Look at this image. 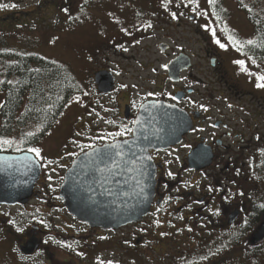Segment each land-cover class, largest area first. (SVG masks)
Returning a JSON list of instances; mask_svg holds the SVG:
<instances>
[{"label": "flooded vegetation", "instance_id": "af4514ba", "mask_svg": "<svg viewBox=\"0 0 264 264\" xmlns=\"http://www.w3.org/2000/svg\"><path fill=\"white\" fill-rule=\"evenodd\" d=\"M111 1L19 0L15 6L14 0H0L8 5L0 7V33L54 23L58 36L85 38V63L100 48H133L144 40L158 55L149 48L145 54L113 53L102 56L104 65L90 68L87 87L79 86L74 97L86 94L92 102L76 101L70 134L55 149L44 151L47 134L25 149L39 164V175L25 204L0 205V231L12 238L20 259L37 258L39 264H226V239L240 244L237 250L261 254L264 240H253L264 224V88L256 86L264 76V54L242 45L246 41L237 48L228 39L234 31L222 34L224 48L216 43L207 21L223 9L217 7L223 0H193L192 6L186 0H121V23L113 30L103 10ZM174 16L199 24L198 56L182 49L172 53L168 33ZM111 58L126 61L120 82ZM159 60L164 62L158 66ZM104 77L113 83L106 93ZM150 102L174 110L176 124L170 133L162 130L167 143L147 151L154 169L147 214L117 229L76 219L60 196L66 172L74 163L86 170L81 159L93 164L89 172L108 169L117 177L126 172L121 155H90L133 138L141 107ZM28 148H39V156ZM91 180L94 176L88 186ZM28 243L37 247L26 256L20 249ZM201 253H206L201 261L190 263Z\"/></svg>", "mask_w": 264, "mask_h": 264}, {"label": "water", "instance_id": "95a60500", "mask_svg": "<svg viewBox=\"0 0 264 264\" xmlns=\"http://www.w3.org/2000/svg\"><path fill=\"white\" fill-rule=\"evenodd\" d=\"M95 78L97 80L100 77L96 75ZM103 79L102 91L106 93L113 88V83L109 77ZM175 124L174 110L158 102L145 103L137 117L133 138L90 155V158L101 156L106 159L113 158L110 153L121 155L127 161L126 172H122L119 177L108 169L102 173L97 169L94 173L89 172L93 164L89 166L91 161L84 159L80 161L86 162V170L74 163L66 172L60 196L68 212L92 227L105 229H117L140 221L148 212L154 185V169L147 151L151 146H161L165 141L167 143L162 130L170 133ZM169 141H173L171 136ZM132 166H137V172L133 168L131 171ZM38 175L39 164L32 154L0 153V204H25L32 194ZM93 176L95 182L91 180L88 186ZM255 239L253 243L264 240V224ZM36 247L28 243L20 252L27 256Z\"/></svg>", "mask_w": 264, "mask_h": 264}, {"label": "rangeland", "instance_id": "374dc122", "mask_svg": "<svg viewBox=\"0 0 264 264\" xmlns=\"http://www.w3.org/2000/svg\"><path fill=\"white\" fill-rule=\"evenodd\" d=\"M18 1L19 0H14L15 6L17 5ZM186 5L192 6V3H190L189 0H186ZM122 6L123 5L121 3V0H112L110 3L103 5V10L106 16L108 15L109 17V21L106 23L107 28H111L113 30L114 28L120 26L121 22L118 19L120 13L118 10L121 9ZM217 7L223 8L219 9V12L228 13L221 14L219 12H215L212 15V20L209 17L207 23L211 27L210 32L213 34V38L216 40H223L222 34L234 31V34L232 33V38L235 41H248L252 36L250 24V21L252 22V20L249 19V14L256 15L257 13L262 12L264 10V0H243V2H241V0H223L220 4L217 5ZM195 8L196 7H194V9ZM178 16L179 15H176V17ZM175 19L176 20L172 22L171 28H169L168 33L170 38L169 43L173 48L172 53H176L182 49L198 56L199 49L197 41L199 39V36L197 35L196 30L199 27V24L192 23L190 20L184 21V23L177 18ZM12 30L13 31L9 33H0V52H9L14 56L16 54L27 53L41 56L51 62H61L62 65H64L69 71L70 69L67 67V65L71 67L72 71L76 73V77L78 78L77 85L76 80L74 81V95L72 96L68 105H66V107L64 108L57 121L46 133L49 137L43 142L44 151L46 149H55L57 145L56 143L63 141L64 137L70 134V126L74 118L77 116L74 111L76 107V101L80 100L82 102V105L83 103L88 104L92 102V99L89 97V95L80 94L76 95V97L74 96L79 86L83 88L87 87L86 83L91 72L90 68L93 65H104L102 56L110 55L113 53H116L118 55L145 54L144 50L146 48H149V53L154 54V57L158 56H155L156 53L153 49L152 42L150 40H144L138 46L133 48L125 44H116L110 50H108V47L100 48L97 52L94 53L96 57L93 59L91 58L85 63L83 62V59L85 57H82L83 54H88V50L86 49V47H83L85 45V38L78 40L77 38H66L63 35L58 36L54 23L51 28H45V26L38 28L33 25H29L25 26V28H23L22 30L20 29V26H13ZM115 34H112V37L110 39L111 43L114 44L116 43V37H114ZM241 41L238 43L239 45H241ZM246 44V42H242V45ZM76 49L78 52V56ZM10 60V57L6 58L5 63L12 62ZM125 62L126 61H124L123 59L117 60L115 58H111L110 60V64L113 68H115L116 73L118 74V71L120 72L117 77L119 82L123 80H120V78L121 71L124 69L123 66H125ZM161 62L164 61L159 60L157 61L156 65L159 66ZM144 75L145 74H143L142 76ZM148 86V83H142V88H146ZM2 100L3 93L0 90V104ZM7 140L10 141L8 145H12L15 148L19 144L18 138L14 139L10 137ZM11 242L12 238L0 231V264H39L37 258L23 260L20 259L18 257V251L13 247ZM237 246L241 245L230 239L224 240L223 256L224 259L226 257H229L226 261V264H264V248L262 249L263 251L261 252V254H257L255 252L250 253L244 250H237ZM205 255L206 253L197 254L195 258H191L190 263L201 261Z\"/></svg>", "mask_w": 264, "mask_h": 264}, {"label": "trees", "instance_id": "16d2710c", "mask_svg": "<svg viewBox=\"0 0 264 264\" xmlns=\"http://www.w3.org/2000/svg\"><path fill=\"white\" fill-rule=\"evenodd\" d=\"M249 19L253 41L249 47L264 54V10L249 14ZM8 57L12 62L5 63ZM0 78V141L10 137L19 140L16 148L0 144V151H24L30 142L44 136L62 114L75 93V79L60 63L9 52H0ZM30 132L34 135L29 136Z\"/></svg>", "mask_w": 264, "mask_h": 264}, {"label": "snow or ice", "instance_id": "6c2138e0", "mask_svg": "<svg viewBox=\"0 0 264 264\" xmlns=\"http://www.w3.org/2000/svg\"><path fill=\"white\" fill-rule=\"evenodd\" d=\"M189 2L191 3V2H193V0H189ZM241 2H243V0H241ZM208 3H209V4H214V3H215V0H208ZM13 6H14V5H13ZM0 7H8V5H0ZM173 18H175V16H174ZM149 26H150V25H149ZM228 39H229L233 44H237V46L242 47V45H239V44L237 43V41H235L231 36H229ZM216 43H218L219 46H220L221 48H224V47H225V45L222 44V43H220L219 40H217ZM246 43H247V44H253V41H252V40H248V41H246ZM236 63H237V64H240V65H243V64H244V61L239 60V61H236ZM257 81H258V83H257L256 86H257L258 88H264V83L261 82V81H264V76H258V77H257ZM28 135L31 136V135H34V133H31V132H30V133H28ZM116 135H121V133H116ZM0 143L8 144V143H10V141H8V140H2V141H0ZM27 151H28V152H33V153H35L37 156H39V154H40V149H39V148H28ZM261 207H264V205H261ZM246 222H247V221H245V223H246ZM18 231H19V229H18ZM109 264H111V262H109Z\"/></svg>", "mask_w": 264, "mask_h": 264}, {"label": "bare ground", "instance_id": "6f19581e", "mask_svg": "<svg viewBox=\"0 0 264 264\" xmlns=\"http://www.w3.org/2000/svg\"><path fill=\"white\" fill-rule=\"evenodd\" d=\"M113 89V88H112ZM9 139V138H8ZM7 140V139H6ZM34 143V141H32V142H30L28 145H27V147L28 146H30L31 144H33ZM1 145H3V143H1ZM3 146H6V147H9L10 146V148H14V146H12V145H8V144H5V145H3ZM13 151H16V152H1L0 151V153H3V154H12V155H18V154H21V153H27V152H25V150L24 151H22V150H20V151H17V150H15V149H12Z\"/></svg>", "mask_w": 264, "mask_h": 264}]
</instances>
